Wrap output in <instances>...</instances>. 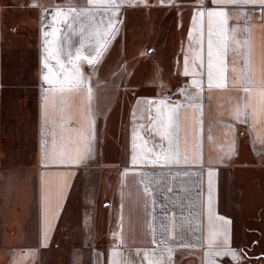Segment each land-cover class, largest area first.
<instances>
[{
	"label": "crops",
	"instance_id": "0c3cea01",
	"mask_svg": "<svg viewBox=\"0 0 264 264\" xmlns=\"http://www.w3.org/2000/svg\"><path fill=\"white\" fill-rule=\"evenodd\" d=\"M69 6L88 14L54 19ZM134 16L170 33V54L128 57L119 74L108 55ZM148 25L143 46L155 48L160 35ZM54 29L65 69L73 70L66 52L82 54L81 83L70 90L44 80ZM48 66L63 81L57 61ZM157 109L178 113L171 144ZM263 256L261 0H123L115 16L86 0H0V264H264Z\"/></svg>",
	"mask_w": 264,
	"mask_h": 264
},
{
	"label": "snow or ice",
	"instance_id": "6c2138e0",
	"mask_svg": "<svg viewBox=\"0 0 264 264\" xmlns=\"http://www.w3.org/2000/svg\"><path fill=\"white\" fill-rule=\"evenodd\" d=\"M246 2V0H245ZM86 3L92 5L93 7H97V8H109L112 10V15L115 16L117 14V9L122 5L123 0H86ZM261 3H264V0H261ZM88 13H86L84 10H77L71 6H69L67 9H58L54 15V19H56L57 17H63L64 21L67 22L69 19L71 20H75L76 18L82 16V15H86ZM223 16L224 13L223 12H209L208 16L212 17V16ZM69 27H71V24H69ZM57 30L54 29L53 32L51 33L52 37H53V41L48 42L46 41V43H49L51 46L50 47H46L45 51L48 54L47 57L45 58V68H48V74H46L44 76V80L46 82H48L49 84H52L54 82L59 83L60 84V90L63 91L65 89V87H67L69 90L73 87H78L79 84L81 83V73L79 70V67L76 64V61H78L79 59H81V51L80 49H76L75 52H66V55L69 57V63L72 64L73 66V70L70 72L67 69H65L64 64L60 61L59 59V55L60 52L62 51V49L59 46V43L57 42ZM107 34V33H105ZM49 33H45V36H48ZM81 47H83V45H81ZM102 47V46H101ZM55 53V55H54ZM96 56L98 57L101 53V48L98 47L95 50ZM209 63H208V68H209V72H208V76H209V85L211 86V79H212V61H211V57H212V42L211 40H209ZM51 57L52 59H55L57 61V64L60 67L61 71H64L65 75H64V79L63 81H58L56 79V73L52 72V69L49 68L48 66V58ZM93 61L90 60L89 63H92ZM247 90V89H245ZM90 98V96H89ZM163 104V102H161ZM247 112V105L244 106V108H240L239 106L236 107L235 109V115L237 119H240V117L242 115H245ZM157 118H156V123L158 124V126L163 130L161 135L162 137H168L169 138V143L171 144V136H172V131L178 126L177 125V118H178V113L175 109H170L167 113H162L160 112L159 109H157ZM86 140H90L89 138H86ZM91 151V148L89 146H87L86 144V148H85V153L82 156V158L86 157L87 154ZM133 162H135V158L133 160ZM212 173L209 172V189L211 192V177H212ZM211 199V197H210Z\"/></svg>",
	"mask_w": 264,
	"mask_h": 264
},
{
	"label": "rangeland",
	"instance_id": "374dc122",
	"mask_svg": "<svg viewBox=\"0 0 264 264\" xmlns=\"http://www.w3.org/2000/svg\"><path fill=\"white\" fill-rule=\"evenodd\" d=\"M146 18L142 20V17L134 16L133 21H131V23L129 22L128 26L126 25L124 26V29L121 32V36L119 37L117 43L115 44V46L112 48L111 52L108 55L109 60H108L107 66L111 65V69L113 67L114 68L113 70L118 72L119 74H121V72H124L123 69H126L128 67V63H127L128 57L137 56L138 58L139 55L140 56L145 55L147 58V56L148 57H150L151 55L154 56L155 52L153 50H156V53H155L156 55L160 54L165 59H167L168 58L167 56L170 54L167 48V46L169 45V41H170V33L168 32L162 33L161 32L162 27L157 29L158 24ZM146 21H148V23ZM148 24H150L149 28L151 29L149 31L150 33L148 34H151V35L155 34L156 41H157V36L160 35L158 44L155 46V48H153V44L150 45L152 47L147 46V44L143 46L145 44L144 41H146V38H143L142 35H143V31L145 34H147V29L149 26ZM156 41H154V43ZM123 45L126 46V49L123 48ZM170 67H167V72L169 71ZM161 82H162L161 87L166 85V82L164 84V80L160 79V83ZM164 90L169 91V89L167 88H165ZM144 91L149 92L147 90H144Z\"/></svg>",
	"mask_w": 264,
	"mask_h": 264
},
{
	"label": "built area",
	"instance_id": "2783aa9c",
	"mask_svg": "<svg viewBox=\"0 0 264 264\" xmlns=\"http://www.w3.org/2000/svg\"><path fill=\"white\" fill-rule=\"evenodd\" d=\"M169 96H172V94H171V93H169Z\"/></svg>",
	"mask_w": 264,
	"mask_h": 264
},
{
	"label": "water",
	"instance_id": "95a60500",
	"mask_svg": "<svg viewBox=\"0 0 264 264\" xmlns=\"http://www.w3.org/2000/svg\"><path fill=\"white\" fill-rule=\"evenodd\" d=\"M263 258H264V256H263Z\"/></svg>",
	"mask_w": 264,
	"mask_h": 264
}]
</instances>
